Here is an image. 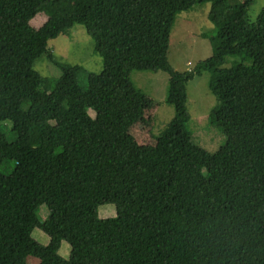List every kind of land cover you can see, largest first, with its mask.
Wrapping results in <instances>:
<instances>
[{
  "label": "trees",
  "instance_id": "1",
  "mask_svg": "<svg viewBox=\"0 0 264 264\" xmlns=\"http://www.w3.org/2000/svg\"><path fill=\"white\" fill-rule=\"evenodd\" d=\"M253 2L0 0V123L11 121L16 134L11 142L0 131V166L16 163L0 172V264L30 256L39 264H264V7L252 23ZM204 3L212 55L176 71L168 53L177 15ZM40 13L47 19L35 29ZM76 25L103 61L86 89L83 68L48 48ZM43 56L61 69L55 83L34 69ZM229 57L240 59L224 67ZM125 69L169 75L174 116L147 144L128 132L114 99ZM204 72L217 101L209 122L226 137L215 152L187 128V85ZM103 205L116 216L101 218ZM37 228L47 245L33 238Z\"/></svg>",
  "mask_w": 264,
  "mask_h": 264
},
{
  "label": "rangeland",
  "instance_id": "2",
  "mask_svg": "<svg viewBox=\"0 0 264 264\" xmlns=\"http://www.w3.org/2000/svg\"><path fill=\"white\" fill-rule=\"evenodd\" d=\"M243 0H239L242 2ZM264 7V0H254L248 14L250 21L255 23ZM211 3L194 6L189 11L177 15L171 31L168 59L176 71H191L197 63L212 55V47L208 38L203 34H213L214 25L209 20ZM44 13L38 14L31 22V26L39 29L46 22ZM48 48L55 60L62 64L78 65L83 68L78 75L81 88L86 89L87 73H100L103 69L102 57L95 52L94 40L86 33L81 25L74 26L67 35H61L48 43ZM240 58L229 57L224 67H230ZM34 69L44 78L53 83L61 76V69L43 56L36 60ZM169 75L165 72L137 71L125 69L115 75L114 99L120 116L127 123L128 132L140 144L150 143V131L159 135L167 123L174 116V109L166 103ZM208 72L190 81L187 85L190 121L187 128L193 134L195 141L208 152H215L226 142L221 130L209 122L210 111L217 101L211 93L208 82ZM141 95H140V94ZM93 117L94 112L90 110ZM12 122L0 123V131L8 141H15L16 134L12 130ZM15 161L5 160L0 166V172L9 175L15 169ZM42 219L49 215L48 208L43 205L39 209ZM101 218L116 216L114 205H103L99 208ZM33 238L42 245H47L50 238L39 228L35 229ZM71 247L63 242L60 255L67 259ZM27 264H39L38 258L28 257Z\"/></svg>",
  "mask_w": 264,
  "mask_h": 264
}]
</instances>
